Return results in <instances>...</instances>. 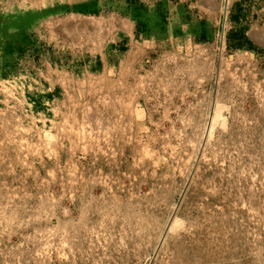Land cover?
<instances>
[{
	"label": "rangeland",
	"instance_id": "374dc122",
	"mask_svg": "<svg viewBox=\"0 0 264 264\" xmlns=\"http://www.w3.org/2000/svg\"><path fill=\"white\" fill-rule=\"evenodd\" d=\"M224 17L255 48L227 47L224 89L218 71H192L195 111L213 116L146 118L141 104L116 116L130 51L211 43ZM253 67L264 79V0H0V175L21 188L0 195V264H264L251 254L264 240V117L240 114L233 93Z\"/></svg>",
	"mask_w": 264,
	"mask_h": 264
},
{
	"label": "built area",
	"instance_id": "2783aa9c",
	"mask_svg": "<svg viewBox=\"0 0 264 264\" xmlns=\"http://www.w3.org/2000/svg\"><path fill=\"white\" fill-rule=\"evenodd\" d=\"M227 27L226 17L221 18L211 43H193L183 49L172 47L167 51L145 52L142 55L137 54L136 50L130 51L128 58H131V61L126 62L123 68L126 71L119 69L114 79L111 98L114 100L116 116L136 117L137 112L134 111L136 104L142 105V114L146 118L195 117L210 114L213 116V111L209 114L195 111L197 107L195 86L200 85L203 80L197 78L192 71L196 69L198 62L212 73L218 71L219 79L217 78L216 83L224 89L227 83V70L232 67L230 61H227L228 57L232 56L229 55L226 44ZM136 64L140 65V68H137ZM252 71H254L253 79L245 78L244 73L236 79L237 82L234 84L236 89H233V93L235 92L234 96L238 93L241 98L239 110L243 112L240 114L264 117V97H261L264 94V79L258 76L256 67H253ZM202 79L205 80L204 77ZM192 96L196 102L189 99ZM230 114L227 106L223 110V117H228ZM133 128L132 120L128 130L133 132ZM5 172L6 170L3 169L0 175V195L3 198L17 197L21 189L17 184L19 177L5 175L8 174ZM16 203L17 201H13L9 208L12 206H14L12 209L16 208ZM27 238L31 236L28 235ZM24 245L25 249H36L33 239L23 241L21 248Z\"/></svg>",
	"mask_w": 264,
	"mask_h": 264
},
{
	"label": "trees",
	"instance_id": "16d2710c",
	"mask_svg": "<svg viewBox=\"0 0 264 264\" xmlns=\"http://www.w3.org/2000/svg\"><path fill=\"white\" fill-rule=\"evenodd\" d=\"M241 8H239V5L237 4L232 15V20L238 24L240 20L242 19V13ZM209 37L208 36V30L204 29L201 32V37L198 39H205ZM227 47L229 48L230 52H234L241 49H254V45L252 41L249 39V37L246 34V31L244 28L233 25V28L229 30L227 34V40H226Z\"/></svg>",
	"mask_w": 264,
	"mask_h": 264
},
{
	"label": "bare ground",
	"instance_id": "6f19581e",
	"mask_svg": "<svg viewBox=\"0 0 264 264\" xmlns=\"http://www.w3.org/2000/svg\"><path fill=\"white\" fill-rule=\"evenodd\" d=\"M222 105L219 104L216 108V114L214 116V123L218 121L220 117H222ZM262 184V183H261ZM183 223V222H182ZM180 220L176 219L173 222V227L177 225L182 224ZM186 225V224H185ZM175 229V228H174ZM181 232V231H180ZM190 232V231H189ZM177 233V232H176ZM184 234V233H183ZM254 234V233H253ZM185 235V234H184ZM187 237V236H186ZM42 243V242H41ZM253 247L251 248V254H252V260L257 261V260H262L264 259V240L262 239L260 234H255L253 236V241L251 243ZM244 250V249H243ZM41 251V248H40ZM56 253V252H55ZM58 255V254H57ZM59 263V262H58Z\"/></svg>",
	"mask_w": 264,
	"mask_h": 264
}]
</instances>
